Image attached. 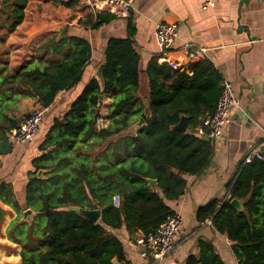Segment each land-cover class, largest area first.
<instances>
[{
    "label": "trees",
    "instance_id": "trees-1",
    "mask_svg": "<svg viewBox=\"0 0 264 264\" xmlns=\"http://www.w3.org/2000/svg\"><path fill=\"white\" fill-rule=\"evenodd\" d=\"M29 0H3L0 6V137L17 129L18 103L34 99L43 109L78 84L91 60L88 39L78 34L52 36L11 67L8 38L26 18ZM98 29L113 15L96 13ZM93 16L82 23L90 25ZM132 36L107 43L105 64L70 106L54 121L32 161L27 209L39 213L31 224L19 223L22 209L12 185L2 184L0 200L18 213L8 228L21 247V264H113L124 262L123 228L131 237L155 233L175 214L171 203L187 191L189 179L210 166L214 146L198 134L213 115L224 81L205 55L187 67L173 69L159 58L146 68L149 93L140 95V56ZM100 95L113 101L108 125L98 126ZM28 117V116H26ZM25 117V118H26ZM186 118L187 131L176 128ZM140 119L145 126L123 133ZM262 160L243 161L227 186V196L213 199L197 212L204 223L226 235L238 264H264V149ZM245 160V159H244ZM45 172L39 178V172ZM148 179L155 180L151 187ZM119 197V206L114 198ZM243 202L240 210L231 200ZM101 210L98 223L70 208ZM5 212L0 208V222ZM9 261H16L9 259ZM125 263V262H124ZM186 264H225L212 246L201 243Z\"/></svg>",
    "mask_w": 264,
    "mask_h": 264
},
{
    "label": "crops",
    "instance_id": "crops-1",
    "mask_svg": "<svg viewBox=\"0 0 264 264\" xmlns=\"http://www.w3.org/2000/svg\"><path fill=\"white\" fill-rule=\"evenodd\" d=\"M84 4L85 0H29L24 22L5 43L10 50V65L15 67L35 54L50 37L59 39L55 29L67 25L66 36L78 34L88 39L92 54L81 81L61 92L54 104L45 109L41 130L32 143H15L14 130L7 134L6 140L0 137V187L12 185L22 211L27 209L32 161L43 155L40 145L54 121L63 120L71 104L98 76L105 64L109 40L132 36L134 49L140 56V95L146 97L149 93L146 68L161 54L156 40L157 29L162 23L173 24L178 35L164 57L187 67L190 60L186 58V50H205V56L223 80L232 84L238 106L231 113V123L213 142L214 155L206 172L191 177L185 194L171 203L175 213L183 219L173 253L163 261L155 262L135 243V237L141 233L133 238L123 228L119 234L124 240L125 263L116 260L113 264H186L190 256L199 254L201 243L212 246L225 264H238L233 243L212 226L200 223L197 212L213 199L224 200L227 186L245 157L254 147L264 145V0H220L211 6H206L204 0H136L128 17L113 16L115 19L98 29L92 28L97 23L96 13L107 12H96ZM90 15L92 22L85 26L82 22ZM112 105L110 96L103 95L99 114L104 119V127L108 125ZM37 107L40 105L36 100L23 99L14 116L22 120ZM0 208L5 212L0 222V264H21V247L8 237V228L18 219V213L1 200Z\"/></svg>",
    "mask_w": 264,
    "mask_h": 264
},
{
    "label": "built area",
    "instance_id": "built-area-1",
    "mask_svg": "<svg viewBox=\"0 0 264 264\" xmlns=\"http://www.w3.org/2000/svg\"><path fill=\"white\" fill-rule=\"evenodd\" d=\"M86 4L94 11H105L115 17H128L133 10L136 0H85ZM220 0H204L206 6ZM177 27L173 24L162 23L156 32V40L161 48V54L158 56L159 62L169 64L173 69H180L182 66L178 61H171L164 57L177 38ZM186 58L190 63L197 61L205 55V50L185 51ZM238 106V100L235 95L232 84L224 80L221 84V94L213 115L208 116L203 126L198 128V134L206 136L212 142L216 141L224 132L227 125L231 123V113ZM45 109L41 106L35 108L28 117L23 118L19 127L12 133V138L17 144L32 143L38 136L44 121ZM98 126L104 127V119L98 120ZM264 145L254 147L245 157V163H251L253 160H262ZM119 197L114 198V205L119 206ZM203 224L213 226L211 220L207 219ZM183 225V219L180 214L175 213L167 217L159 229L149 235L139 234L135 237V243L144 251V255L150 256L155 262H161L171 253L176 245V239L180 234Z\"/></svg>",
    "mask_w": 264,
    "mask_h": 264
},
{
    "label": "water",
    "instance_id": "water-1",
    "mask_svg": "<svg viewBox=\"0 0 264 264\" xmlns=\"http://www.w3.org/2000/svg\"><path fill=\"white\" fill-rule=\"evenodd\" d=\"M68 27L67 25H62L60 27H57L55 29V32L58 34L59 39H63L66 37ZM103 101V95L99 96V102H98V110L100 109L101 103ZM145 121L144 119H140L137 123H135L133 126L129 127L123 134L126 135H134L141 127L145 126ZM177 129L186 132L187 131V126H186V118L184 117L179 125L176 126ZM203 139L205 141H210L208 137L204 136ZM44 173L43 171L39 172V178H44ZM149 185L153 187L156 184L155 180L148 179L147 180ZM231 204L235 206L238 209L243 208V202L239 201L237 199L231 200ZM71 210H75L79 212L81 215L87 217L90 221L93 223H98L101 218V210L97 204H94L93 209H81V208H75L72 207L70 208ZM39 213L33 211L32 209H26L22 212L21 218L19 223H28L31 224L33 222V219L38 215Z\"/></svg>",
    "mask_w": 264,
    "mask_h": 264
}]
</instances>
